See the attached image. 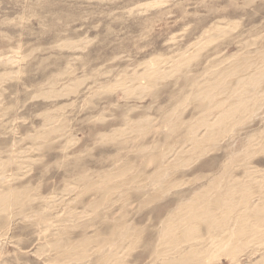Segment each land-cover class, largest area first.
<instances>
[{"label": "rangeland", "instance_id": "rangeland-1", "mask_svg": "<svg viewBox=\"0 0 264 264\" xmlns=\"http://www.w3.org/2000/svg\"><path fill=\"white\" fill-rule=\"evenodd\" d=\"M0 264H264V0H0Z\"/></svg>", "mask_w": 264, "mask_h": 264}, {"label": "bare ground", "instance_id": "bare-ground-1", "mask_svg": "<svg viewBox=\"0 0 264 264\" xmlns=\"http://www.w3.org/2000/svg\"><path fill=\"white\" fill-rule=\"evenodd\" d=\"M204 210H206V209H204ZM210 211V210H209ZM208 212V211H207ZM210 213V212H209ZM208 214V213H207ZM211 214V213H210ZM203 215V214H202ZM205 216V218H206V214L204 215ZM213 217V216H212ZM213 218H215V217H213ZM205 220H207V219H205ZM209 220H210V217H209ZM212 220V219H211ZM211 220H210V223H211ZM213 221V220H212ZM207 222V221H206ZM208 223V222H207ZM210 223H208V225L210 224ZM215 223V222H214ZM213 224V222L211 223V225ZM207 225V226H208ZM213 227V226H212ZM210 228V227H209ZM240 234V233H239ZM227 235V234H226ZM260 236V235H259ZM213 237V236H212ZM167 239V238H166ZM176 242V241H175ZM192 242V241H191ZM195 242V241H194ZM226 242V241H225ZM228 242V241H227ZM227 242H226V244H227ZM174 243V242H173ZM201 243V242H200ZM216 243H219V242H216ZM220 243H221V241H220ZM224 243V242H223ZM175 244V243H174ZM173 244V245H174ZM225 244V243H224ZM224 244H222V246H224ZM175 245H177V244H175ZM178 245H179V243H178ZM197 246H198V244H196ZM219 245V244H218ZM217 245V246H218ZM221 245V244H220ZM180 246V245H179ZM194 246V245H193ZM212 246H213V244H212ZM214 246H215V243H214ZM222 246H218V247H222ZM216 247V246H215ZM226 247V245L224 246V248ZM227 247H228V245H227ZM226 247V248H227ZM223 248V249H224ZM219 249V248H218ZM182 250V249H181ZM193 252H195V251H193ZM198 254V253H197ZM196 256V255H195Z\"/></svg>", "mask_w": 264, "mask_h": 264}]
</instances>
